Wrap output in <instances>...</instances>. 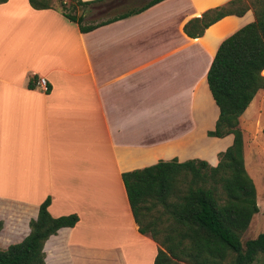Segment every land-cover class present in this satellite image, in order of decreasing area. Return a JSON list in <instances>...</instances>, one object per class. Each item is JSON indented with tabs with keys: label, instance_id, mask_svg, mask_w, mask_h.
Returning a JSON list of instances; mask_svg holds the SVG:
<instances>
[{
	"label": "crops",
	"instance_id": "1",
	"mask_svg": "<svg viewBox=\"0 0 264 264\" xmlns=\"http://www.w3.org/2000/svg\"><path fill=\"white\" fill-rule=\"evenodd\" d=\"M229 1L162 0L87 33L27 0L0 4V249L49 198L50 217L77 222L44 242V264H152L161 246L137 232L120 176L172 159L215 167L231 144L206 136L218 111L205 74L252 12L183 33Z\"/></svg>",
	"mask_w": 264,
	"mask_h": 264
},
{
	"label": "trees",
	"instance_id": "2",
	"mask_svg": "<svg viewBox=\"0 0 264 264\" xmlns=\"http://www.w3.org/2000/svg\"><path fill=\"white\" fill-rule=\"evenodd\" d=\"M6 1L0 0V4ZM106 1L27 0V3L34 10L57 11L74 23L79 33H87L162 0H150L139 8H130L95 23H85L83 15L75 14L77 8L102 5ZM247 10L252 12L253 21L219 44L205 74L207 89L218 111L214 128L206 136L232 137L231 144L217 154L216 166L209 167L198 160L178 163L172 159L120 176L137 232L149 235L161 246L156 249L152 264H264V231L243 244L239 240L258 209L253 184L243 166L242 135L238 128L240 116L256 93L264 90L261 74L264 1L231 0L188 21L183 33L188 38H198L221 18L239 17ZM188 175V181L182 179ZM48 204L46 198L38 206L35 219L28 222L26 237L0 249V264H44V242L57 230L72 228L77 222L75 215L50 217L46 211ZM153 210L154 214H150ZM163 216L171 226L162 228ZM1 227L0 222V230Z\"/></svg>",
	"mask_w": 264,
	"mask_h": 264
},
{
	"label": "rangeland",
	"instance_id": "3",
	"mask_svg": "<svg viewBox=\"0 0 264 264\" xmlns=\"http://www.w3.org/2000/svg\"><path fill=\"white\" fill-rule=\"evenodd\" d=\"M148 1L109 0L102 5L77 8L75 14L76 16L83 15L85 23H95L130 8H139ZM243 3L247 4V1ZM261 74L264 76V71ZM238 128L242 135L243 159L246 162L247 170L253 180L252 182L255 184V202L258 208V212L251 217L247 229L240 236V243L243 244L246 240L254 239L264 231V90L256 93L251 104L238 119ZM204 149L202 145V150ZM182 179L188 181L189 175ZM155 210L160 211L159 208ZM155 210L150 214H154ZM162 218L164 221L162 228L171 226V222L165 219L166 216ZM178 264L187 263L178 262Z\"/></svg>",
	"mask_w": 264,
	"mask_h": 264
},
{
	"label": "built area",
	"instance_id": "4",
	"mask_svg": "<svg viewBox=\"0 0 264 264\" xmlns=\"http://www.w3.org/2000/svg\"><path fill=\"white\" fill-rule=\"evenodd\" d=\"M35 88L40 92L45 93L47 91V84L44 78H38L35 82Z\"/></svg>",
	"mask_w": 264,
	"mask_h": 264
}]
</instances>
